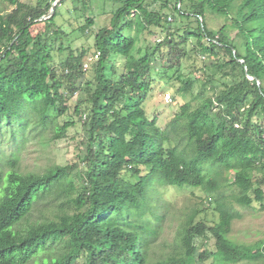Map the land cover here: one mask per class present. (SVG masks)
Listing matches in <instances>:
<instances>
[{"label": "trees", "instance_id": "trees-1", "mask_svg": "<svg viewBox=\"0 0 264 264\" xmlns=\"http://www.w3.org/2000/svg\"><path fill=\"white\" fill-rule=\"evenodd\" d=\"M72 2L86 10V1ZM8 3L13 9L0 14V131H11V151L0 156V167H7L0 169V264H204L210 258L264 264V240L244 245L228 239L241 218L234 205L244 209L264 201V0H124L109 24L90 36L91 44L68 43L58 65L56 42L69 34L57 23L56 8L39 20L50 10L48 0ZM207 12L230 21L233 37L226 24L209 29ZM36 23L41 30L31 36ZM92 25L85 18L75 31L84 37ZM152 29L162 37L140 49V34ZM56 49L64 50L61 44ZM95 52L92 81L74 107L84 131L80 185L74 165L21 173L16 140L28 124L23 113L34 114L41 127L52 121L50 110L63 115L73 92L82 90V63ZM192 54L213 60L201 88L210 85L214 92L196 106L182 104L161 130L143 107L155 66L175 71L177 93L186 94L195 80L183 81L179 72ZM113 57L122 63L114 65ZM73 125H55L52 139ZM223 172H231V180L222 179ZM154 182L200 189L213 197L218 214L210 226L190 215L176 233L174 251L162 259L152 252L156 228L141 221ZM59 199L65 208L63 203L52 217L31 220L38 205ZM196 238L211 240L213 250H199Z\"/></svg>", "mask_w": 264, "mask_h": 264}, {"label": "rangeland", "instance_id": "rangeland-1", "mask_svg": "<svg viewBox=\"0 0 264 264\" xmlns=\"http://www.w3.org/2000/svg\"><path fill=\"white\" fill-rule=\"evenodd\" d=\"M38 0H19L20 3L25 5H35ZM87 2L86 10L80 9V3H73L72 0H48L50 4L55 3L57 13V23L62 25V29L69 34L67 38L63 37L56 42L55 50L53 52V64L58 65L68 55V51L65 50L68 43H71L72 47H80L83 44H91V35L98 29L105 27L109 24L110 18L114 12L122 5L124 0H84ZM77 8L74 10V7ZM13 7L8 3V0H0V14L9 12ZM85 18H91L93 25L88 30V33L84 37H80L79 33L75 29L82 25ZM205 22L209 29L217 31L224 24L227 25L226 34L229 37H233L234 31L230 27V21H225L223 18L207 12L205 15ZM171 23V22H169ZM42 24L36 23L30 28V35L34 36L41 30ZM151 34L148 31H144L139 36L138 46L140 49H144V46L158 37H162V34L151 30ZM134 34V32H131ZM90 37V38H89ZM61 44L63 52H58L56 47ZM112 63L119 66L122 63L121 59L111 58ZM213 60L209 58H203L202 56H195L192 54L189 58L182 61V67L180 75L181 80L194 79V85L192 90L186 94L177 93V88L180 83L175 79V71H165L162 67L163 64H156L155 71L153 72V81L151 91L148 93L143 107L146 116L149 119H156V125L161 130H166L167 126L178 111L179 107L184 103H190L192 106H196L206 97H210L213 94V90L210 85L201 88L202 75H210L212 68H210ZM92 81V72L90 69L85 72L83 77V84L81 85V91L75 99H69L66 103V112L58 116L54 111L50 110L48 116L52 118V121L47 125L41 127L34 125V114H30L29 111L23 113V116L27 115L28 124L25 127L23 133L19 131L17 133L18 144V169L21 173H43L54 165H74L75 170L73 178L77 185H80V171L81 163L79 158L83 151L84 131L82 123L74 113V107L76 100L83 99L85 94V82ZM215 90H219L218 88ZM169 94L173 99L172 104H166L164 102V95ZM78 97V98H77ZM55 117V118H53ZM65 121H73L74 125L68 128L65 136L61 139H52L53 129L55 125H62ZM3 129V131H2ZM15 129V128H14ZM10 132L5 130L4 127L0 131V140L3 141L0 148L3 156L11 151L8 146V139ZM172 138V137H171ZM11 143V142H10ZM175 142H171V145ZM168 146V144H166ZM183 142L179 144L181 147ZM207 165V164H205ZM260 166H264L262 162ZM258 167V169H259ZM205 172L212 171L206 166L203 167ZM1 170L7 169V167H0ZM257 171L256 175H259ZM124 179L130 181H136L130 177L128 173L123 174ZM227 178L231 180V172H223L222 179ZM228 189V188H227ZM147 205L145 206V214L141 221L149 222V226L156 228L157 236L155 243L152 245V252L155 259H162L171 254L176 247V233L180 228V225L188 219L190 215L193 216V222H204L206 225H213L218 221V214L214 210L215 204L213 197L207 195L200 189L195 188H175L152 183L147 192ZM63 200L59 199L49 205H38L33 211L31 220L38 219L39 215L43 214L52 217V214L60 208L63 204ZM66 207L64 203L63 208ZM234 208L240 213L241 218L236 219L232 223L231 232L228 235V239L236 244L254 245L264 240V201L259 203H253L249 208H241L234 205ZM39 210H43L41 213ZM195 244L199 250L207 249L213 250V242L211 240H205L202 238H196ZM204 264H218L212 258L204 262ZM242 264H263L261 261L255 263H242Z\"/></svg>", "mask_w": 264, "mask_h": 264}, {"label": "built area", "instance_id": "built-area-1", "mask_svg": "<svg viewBox=\"0 0 264 264\" xmlns=\"http://www.w3.org/2000/svg\"><path fill=\"white\" fill-rule=\"evenodd\" d=\"M58 1H60V0H58ZM167 20L171 21L170 17H168ZM98 56H99V52H95L92 55H89L87 57V59L82 63V71L87 72L91 68L92 64L95 61H97ZM77 94H78V91H75V92H73L72 95H77ZM163 98H164V102L166 104H172L173 103V99L171 98V96L169 94H165Z\"/></svg>", "mask_w": 264, "mask_h": 264}, {"label": "water", "instance_id": "water-1", "mask_svg": "<svg viewBox=\"0 0 264 264\" xmlns=\"http://www.w3.org/2000/svg\"><path fill=\"white\" fill-rule=\"evenodd\" d=\"M54 7H55V3H52L48 14L45 15V16H42L39 20L46 19V18L50 17L53 14V12H54ZM239 62L242 63L243 61L242 60H239ZM247 78L249 80H253L254 79L251 76H247ZM256 85L259 87V81H257V80H256Z\"/></svg>", "mask_w": 264, "mask_h": 264}]
</instances>
